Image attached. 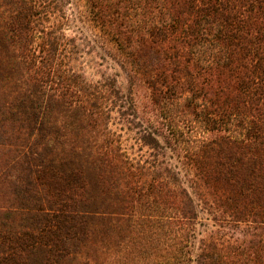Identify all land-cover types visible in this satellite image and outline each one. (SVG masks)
Listing matches in <instances>:
<instances>
[{
	"label": "trees",
	"instance_id": "obj_1",
	"mask_svg": "<svg viewBox=\"0 0 264 264\" xmlns=\"http://www.w3.org/2000/svg\"><path fill=\"white\" fill-rule=\"evenodd\" d=\"M0 264H264V0H0Z\"/></svg>",
	"mask_w": 264,
	"mask_h": 264
},
{
	"label": "rangeland",
	"instance_id": "obj_2",
	"mask_svg": "<svg viewBox=\"0 0 264 264\" xmlns=\"http://www.w3.org/2000/svg\"><path fill=\"white\" fill-rule=\"evenodd\" d=\"M83 6H84V2L83 1H77V5H76L75 8L80 10V9H83ZM79 61L83 63V66L86 68L87 73L91 77H96L94 75H95L96 68L98 69L99 63H101L100 59L95 58V59L91 60V58L88 59L87 55H86L83 58H80Z\"/></svg>",
	"mask_w": 264,
	"mask_h": 264
}]
</instances>
